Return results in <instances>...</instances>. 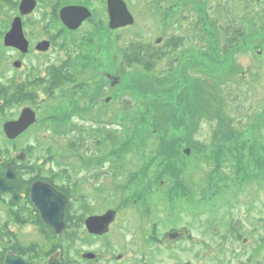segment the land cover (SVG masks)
I'll use <instances>...</instances> for the list:
<instances>
[{
  "label": "rangeland",
  "instance_id": "rangeland-1",
  "mask_svg": "<svg viewBox=\"0 0 264 264\" xmlns=\"http://www.w3.org/2000/svg\"><path fill=\"white\" fill-rule=\"evenodd\" d=\"M124 1L127 2L129 11L134 17V24L115 31L109 26L105 0H70L69 3H86L93 6L92 13H94L92 21L86 22L78 31L71 32L63 26L58 16L50 14L49 0L40 2L37 10L25 19V27H27L25 35L32 49L25 56L18 50L4 46L5 34L9 31L15 16L19 15L20 0H0V84L14 83L17 86L20 79L23 80L22 85L28 86L25 94H33V99H26L20 103L18 101L19 104L14 103L10 108H5L4 101L0 99V151L2 153L0 163L10 162L21 152H26V161L32 165L37 175L41 173L43 176H49L66 168L70 172L71 181L99 182L98 187L86 183L83 189L78 191L76 197L79 199L107 196L108 205L118 206L121 210L159 207L162 208L161 212L168 213L172 206H176L173 209L175 216L178 217L180 214L179 218H175L177 225L180 223V218L184 217L183 212L187 210V221L190 227L200 225L199 223L203 220L208 229L211 226L212 232L208 230L209 232L217 233L216 230H220L225 234L232 233L234 231L232 227L236 225L237 232H242L243 229L257 232L252 237L260 236L258 240L262 241L264 237V171H261V168L255 170L250 177L244 178V181H240L241 177L235 174L228 179L222 174H229L227 173L230 171L229 163L221 160L219 164L223 173L216 174L217 177H214L212 171L216 170L215 163L211 162L213 164L211 166L199 159L200 153L197 150L187 160L180 157L181 149L178 150L179 155L172 153L166 156L162 154L164 155L162 156L158 148L159 140L149 138L154 136L156 128L166 131L169 125L171 128L179 126L182 120L179 118L180 115L186 113V110H181L184 108L185 101V108L189 109V113H193L200 123L192 143L196 146L204 145L205 154H208L213 149L211 144L217 133V130L213 131L212 128L214 125L212 123H217L214 120L215 112L225 111L229 117L228 122L233 124L240 120L246 122L248 118L260 117L262 111V116L264 115V79L256 80L255 77L249 76L254 69L252 68L254 62L246 58L235 63V66L233 64L234 68L229 70V77H231L229 79L215 80V73L211 72L212 76H210L208 72V79H202L203 84L198 82L201 84L200 95H195L196 90L192 87L185 88L183 92L178 90V82L181 78L179 75L190 76V73L193 75L198 73L197 75L201 76L202 70L199 67L189 72L184 66L179 65L180 68L178 65L169 66L168 60H162L149 76L140 74L142 67H137L135 64L127 65L125 61L126 57H132V51L136 45H141L144 53L151 50L157 51L159 47L160 50L161 47L168 49L172 34L176 38L184 36V49H190L195 40L200 42L199 31L188 25L190 20L187 18L188 14L197 11L191 8L199 7V3L197 4L198 0H193L191 3L180 6L181 0H159L158 4H151L152 0ZM247 1L204 0L203 8L207 11V20L211 19L213 25L219 23L227 26L233 23L234 19H241L242 6ZM173 8H177V12L169 20L172 12L170 9ZM160 37H163L162 43L157 44ZM44 40L51 41L50 51L45 53L34 51L33 47ZM240 50H244L243 47H240ZM143 59L144 62H148L147 58ZM18 60L23 62L25 68L22 70L14 67V63ZM61 64L68 65V70L75 75V80L72 84H65L60 90L54 91V98H51L46 89L51 79L50 77L47 79L48 69L50 67L59 69ZM123 64L128 70L124 77L121 73ZM173 67L179 69L172 75L167 74ZM243 69L246 71L247 78L240 74ZM158 75H163L166 79L162 80L173 85L162 84L160 80L156 82ZM119 78L120 83L113 87L112 85ZM126 79L134 82L142 91L149 92V101L144 102L142 98L132 99L133 96L126 90L128 89L127 81L124 82ZM35 81L38 83L46 81V83L27 85V82ZM240 84L244 86V90ZM204 85L208 86L207 90ZM175 87L178 89L175 90ZM233 89L235 94L229 95L228 91ZM197 90L200 88L198 87ZM176 95L178 101L171 104ZM107 98H111L108 103L105 102ZM96 99L98 105L92 109ZM167 100L171 101L167 102ZM30 106L35 109L37 107L39 121L17 140L6 139L3 125L19 118L22 110ZM146 106L151 109L150 112L147 111L148 120L139 123L142 118L144 119L145 111L142 110ZM212 112H214V119L207 121L201 118L210 116ZM175 113L178 116L174 115ZM189 113L188 116H190ZM172 115L174 116L171 117ZM150 126L153 130L151 128L148 130ZM134 128L138 131L144 128V135L140 131L139 135L133 134ZM120 131L129 134L133 140L127 142V139L120 138ZM81 132V136L84 134V141L88 147L74 154L68 146L71 139ZM147 138L149 140L145 142ZM98 139L102 150L100 146L93 147L95 140ZM160 139L165 140V137ZM146 157L148 159L145 160ZM159 158H169L166 161L174 164L175 167L172 169L174 175L159 173V178L155 179L152 177V172L150 173L146 168L142 169L143 159L152 163L158 162L157 166H164L165 162ZM262 159L264 162V158ZM2 167L0 175L4 174ZM115 168H117L116 171ZM179 175L183 176L187 187L185 198L179 202L178 200L177 203L170 202L175 198L168 194L164 196V192L161 191L164 189L158 190L156 196L145 195L144 197L146 192L152 191L149 185L151 179L164 185L168 183L167 180H170L171 176L181 178ZM59 176L56 182L64 184L63 177ZM138 178L146 179L143 184H140L136 182L139 181ZM182 178L176 181L178 186L179 184L184 186ZM123 203L131 206L122 207ZM103 205V203H96L90 207L96 211ZM238 222L240 223L237 224Z\"/></svg>",
  "mask_w": 264,
  "mask_h": 264
},
{
  "label": "flooded vegetation",
  "instance_id": "flooded-vegetation-1",
  "mask_svg": "<svg viewBox=\"0 0 264 264\" xmlns=\"http://www.w3.org/2000/svg\"><path fill=\"white\" fill-rule=\"evenodd\" d=\"M35 1V9L22 16L24 33L27 28L25 19L37 10L40 2L46 0ZM69 1L49 0L48 3L50 14L58 16L62 24L60 13L64 8L84 6L91 12L93 11L91 5L69 3ZM192 1L181 0L180 6ZM203 1L198 0L199 7L191 8L197 11L187 15L190 20L188 25L199 31L200 42L195 40L190 49H184V36L176 38L172 34L171 41L181 43L178 49L172 47L173 65L201 60L205 72H210L208 73L210 76H212L211 72H214L216 79H229L231 78L229 70L234 68L235 63L246 58L254 62L252 66L254 69L249 76L255 77L256 80L264 79V63H262L264 61V0L245 2L242 6L241 19H234L233 23L227 26L219 23L213 25L211 19L207 20V11L203 8ZM21 2L22 0L18 4L19 15ZM105 2L108 6L107 0ZM153 3L158 4L159 0H152L151 4ZM176 9H170L172 12L169 20L177 12ZM91 20L84 21L82 26ZM240 47L244 50H240ZM30 48L29 41L28 53L32 51ZM33 49L38 53H43L38 51L36 46ZM18 51L22 54L20 50ZM22 55L27 56L28 54ZM20 62L21 65L17 66L14 63V67L22 70L25 67L23 62ZM66 68L64 64L59 66L62 72H66ZM54 70L55 67L48 69L47 79L49 77L52 79L55 75ZM245 73V69L240 72L247 78ZM22 81L19 79L17 85L19 86ZM27 83L30 85L29 82ZM240 86L243 90L245 89L243 85L240 84ZM61 88L62 86L55 88L54 91ZM228 93L229 95L235 94V89L229 90ZM97 105L96 99L92 109ZM33 109L38 116L37 107ZM10 162L16 167L17 180L21 184L18 190L20 198L18 202H15L12 192H3L0 189V264H264V237L262 241L258 240L260 236L252 237L257 232L248 229L237 232L236 225H234L232 233L224 234L220 230H216L217 233H211V226L208 229L203 220L199 223L200 225L190 227L187 221V210L183 212L184 217L180 218V223L177 225L175 218H179L180 214L178 217L175 216L173 209L176 206H172L168 213L161 212L162 208L159 207L121 210L118 206H109L107 196L79 199L76 197L78 191L83 189L86 183L98 187L99 182H69L67 184L55 182L53 184L50 181L51 175H44L45 177L37 175L32 165L26 160H19L16 157ZM10 162L0 163V169L4 165L2 167L4 174L0 177L6 175L7 165ZM36 181L47 182L66 196V206L63 211L64 228L61 231L57 232L55 227L45 222L40 209L32 202L31 189ZM167 181L166 186H171L172 178ZM183 188L185 189L184 186ZM171 192L167 194L169 196L178 194L179 190H171ZM156 193H158L157 189L151 195L156 196ZM96 203L104 205L101 209L93 211L90 205ZM121 206L131 205L123 203ZM113 210L114 218L109 222L107 231L100 234L89 230L86 222L90 217H101ZM247 236L251 239H246Z\"/></svg>",
  "mask_w": 264,
  "mask_h": 264
},
{
  "label": "trees",
  "instance_id": "trees-1",
  "mask_svg": "<svg viewBox=\"0 0 264 264\" xmlns=\"http://www.w3.org/2000/svg\"><path fill=\"white\" fill-rule=\"evenodd\" d=\"M224 14V12L222 13ZM168 49L161 47V50H151L150 52H145L142 51L141 45H136L132 51V57H126V64L128 65H133L135 64V66L137 67H142L140 69H142V71L140 72L145 74L146 76H149V74L153 71V69L155 67H157V65L159 63L162 62V60H168V64L169 66L173 65V54H172V47H174L175 49H178V47L181 46V43L179 41H174L172 40L171 43L168 45ZM143 58H147L148 62H144ZM143 59V60H142ZM194 63V64H193ZM181 66H184V68L188 69L189 72L190 70H193V68L195 67H199L202 71L200 72L201 76L197 75L198 73H195V75H193L192 73H190V76H186V75H179L181 76L180 78V82L178 88H176L175 90H179L181 92H183V90H185V88L188 87H192L194 88L196 91L194 92V94L196 95H200V91H201V84H198V82L200 81L203 84L202 79L207 80L208 75L207 72H205V67L204 64L202 63L201 60L199 61H195V62H184V64H179ZM178 65V67H179ZM68 66L67 64H64V67ZM171 69L167 74L172 75L173 72L175 73V71L179 68ZM55 75L52 76V79L50 81V85L49 87H47V93L52 96L54 89L55 88H59L64 84L68 83H73L74 82V74L72 72H70V70H68V67L66 68V72H62L61 69H55ZM128 72L126 66L123 64V69L121 70V73L124 75H126ZM178 75V74H177ZM157 77V81L158 82L160 80V82L162 84H166L168 86H172L173 84L164 81L162 79H166L165 77L160 76H156ZM207 78V79H206ZM213 78V77H212ZM162 80V81H161ZM216 80V78H215ZM126 80H124V82H126ZM35 85H40L42 83H44L43 81H41L40 83L38 82H32ZM31 83V84H32ZM14 83H7V85L5 84H0V99L4 101V106L5 108H10L12 104L16 103L19 104L20 102H24L26 99H33V94L29 95V94H25L26 89L28 88V86L22 85L20 84L19 86L14 85L15 87L13 88ZM128 89H126L128 91V93H130L132 96V99L136 98V99H140L142 98V100H145L144 102H148L149 101V92H145L142 91L141 89H139L138 87H136V84L134 82H131L130 80L127 81ZM192 85V86H191ZM205 89L207 90L206 85ZM200 88V90H197V88ZM188 88V89H190ZM223 89V88H222ZM147 91V90H146ZM180 92V93H181ZM180 96V94H179ZM178 96L176 95V97H174L171 102V104L173 102H177L178 100L176 99ZM201 98L199 97V100ZM180 100V98H179ZM19 101V103H18ZM171 100H167V102H170ZM184 103V108L181 110H186V113L184 115H180V119L181 122H179V126H176L175 128H171V126L169 125L167 127L168 130L163 131V129L160 128H156L155 132H154V136H151L149 139L154 140V139H158L159 140V150L161 155L164 154L166 155H171L173 153V155H177L178 154V150L181 149V158L184 160H187L188 158H191L192 154L196 153V150L198 151V153H200L199 155V159L203 160L204 162L210 164L211 166L215 163V167L216 170L212 171L214 177H217L216 174H222V169L220 166V161H227V163H229L230 166V171L227 172L229 174H222L225 177H228V179L233 176V174L237 175L240 178V181H244V178H248L250 177V175L252 173H255V170H258L259 168H261V171H264V162L263 159L264 158V135L261 136V133L264 131V115L262 116L263 111L260 113V117H255V118H248V121L244 122L243 120L235 122L234 124L232 122H228V115L225 111L223 110H219V112H215V119H214V112H212V116L210 117L208 114V116H204L201 117L203 119H206L207 121H209L210 119H214L215 122L217 123H212L213 125V131L217 130V133H215L213 140H212V148L210 150V152L208 154L206 153V148L203 146H196L192 143V140L195 136V134H197L199 127V121L195 119L193 113H189V109L185 108V101ZM163 108H165V105H163ZM127 108H126V112H127ZM179 110V111H181ZM142 111L144 112V119L142 118V120L139 121V123H142V121H147L148 120V112L147 111H151V109L149 107H145ZM188 113L190 116H188ZM174 115L178 116L177 113H175ZM174 115H172L171 117H173ZM134 121V119L132 120ZM138 123V121H137ZM135 124V123H134ZM151 126L148 127V130H150ZM144 128L141 129L140 132H142V135H144L143 132ZM151 130H153L151 128ZM80 131V130H79ZM138 129L134 128L133 129V134L139 135ZM139 133V134H138ZM82 132L79 133V135L74 136V139H71L68 148L71 150L72 153L76 154L79 151H81V149H85L88 146H86V143L84 141V134L81 136ZM119 137L127 139V142H129V140H133L130 135L125 134V132H121L119 134ZM136 137V136H134ZM160 137L164 138V139H160ZM148 138L145 140L148 141ZM189 145V146H188ZM98 146L101 147L100 144V140H95V143L93 145V147L98 148ZM191 148L193 151H191V155L182 153L183 149H187ZM259 149V150H258ZM102 150V147H101ZM86 151V150H85ZM102 152V151H101ZM158 152V155L160 154ZM226 153V154H224ZM162 155V156H164ZM179 155V154H178ZM2 157V153L0 151V158ZM159 157V156H158ZM148 159L147 157L145 158V160ZM161 160H163L164 166L158 165V162L152 163L150 161H145L143 159V165H142V169L146 168L147 171H149L150 173L152 172V177L157 179L159 178V173H161V175L163 173H168L171 175H174V171L172 172V169L175 167L174 164L170 163V161H166V159L163 158H159ZM250 159H252V161H250ZM155 165L157 167H155ZM166 165H169V167H166ZM209 165V166H210ZM155 168V169H154ZM253 168V170H251ZM66 169V168H65ZM60 170L58 171L56 174H52L51 175V182L53 184H55L56 182V178L57 176H61L63 177L62 181L64 183L67 182H73V183H77V181H71L70 177V172L69 170ZM247 169V170H246ZM115 171L117 170V168L114 169ZM260 170V169H259ZM211 172V173H212ZM210 173V174H211ZM97 174V173H96ZM145 174V173H144ZM143 174V175H144ZM179 174H181V172H179ZM39 176H43L41 173L38 174ZM59 176V177H60ZM181 178L183 176L179 175ZM45 177V176H44ZM173 182L172 185H160L158 183H156L155 179H151L150 180V184L151 185V192H146L144 194L146 196H152L151 193L155 192V190H161L164 189V194H167L168 192H171V190H179L178 194H172L170 195L171 197L175 198V200L170 201V202H179V199L185 198V192H186V182L185 179L182 178V180H184V187L183 185L176 183V181L181 180V178L178 177H174L171 176ZM139 181H136L137 183L143 184L144 179H140L138 178ZM155 180V181H154ZM152 181V182H151ZM216 182V181H215ZM57 183V182H56ZM174 183V184H173ZM148 185V187H149ZM163 191V190H161ZM142 195V193H141ZM143 196V195H142ZM169 201V200H168ZM176 202V203H177Z\"/></svg>",
  "mask_w": 264,
  "mask_h": 264
},
{
  "label": "water",
  "instance_id": "water-1",
  "mask_svg": "<svg viewBox=\"0 0 264 264\" xmlns=\"http://www.w3.org/2000/svg\"><path fill=\"white\" fill-rule=\"evenodd\" d=\"M108 13L110 15V28L116 30L117 28L127 27V25L134 24V18L129 12L126 2L122 0H107ZM34 0H22L20 6V12L22 15H26L32 12L36 7ZM61 19L68 29L77 30L82 26V22L92 18L93 14L88 8L81 6H70L62 9ZM12 30L5 35V45L7 47H13L21 50L24 54L29 51V41L24 36V30L22 28L21 17L15 18L12 24ZM50 42H41L36 49L41 51H48ZM17 65H21V62H17ZM110 99V98H108ZM37 121V116L32 108H26L22 111L19 120L8 121L4 124L3 129L7 139L15 140L20 134L26 132L31 125ZM189 150L186 151V154ZM27 158L26 153H21L18 156L19 160H25ZM6 175L0 177V189L3 192H12L14 195V201L18 202L20 195L18 190L21 184L17 180L16 167L11 163L7 165ZM32 202L38 206L41 214L49 225L55 227L57 232L64 228L63 211L66 203V197L62 193L55 190L52 185L47 182L36 181L34 182L32 189ZM114 218V211L108 212L101 217H90L86 224L92 232L102 233L108 230L109 222Z\"/></svg>",
  "mask_w": 264,
  "mask_h": 264
}]
</instances>
